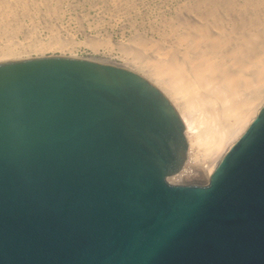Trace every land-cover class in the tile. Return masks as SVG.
Instances as JSON below:
<instances>
[{
	"label": "water",
	"instance_id": "water-1",
	"mask_svg": "<svg viewBox=\"0 0 264 264\" xmlns=\"http://www.w3.org/2000/svg\"><path fill=\"white\" fill-rule=\"evenodd\" d=\"M184 125L92 58L0 63V264H264V105L204 185Z\"/></svg>",
	"mask_w": 264,
	"mask_h": 264
},
{
	"label": "bare ground",
	"instance_id": "bare-ground-1",
	"mask_svg": "<svg viewBox=\"0 0 264 264\" xmlns=\"http://www.w3.org/2000/svg\"><path fill=\"white\" fill-rule=\"evenodd\" d=\"M65 1L0 0V63L49 50L75 57L71 29L59 20ZM138 1L105 0L108 21L124 19L132 29L124 41L88 34L81 14L77 26L87 47L116 50L122 63L98 60L139 75L172 105L187 143L184 166L172 179L203 185L264 105V0H183L147 26L132 16Z\"/></svg>",
	"mask_w": 264,
	"mask_h": 264
},
{
	"label": "rangeland",
	"instance_id": "rangeland-1",
	"mask_svg": "<svg viewBox=\"0 0 264 264\" xmlns=\"http://www.w3.org/2000/svg\"><path fill=\"white\" fill-rule=\"evenodd\" d=\"M182 1L183 0H139L138 1L139 5L137 4V8L139 11L136 8L135 11L136 10L137 11H136V13L134 11V13H132V16L133 17L135 16L136 22L142 21L144 23V25L147 26V24H149L150 22H153L157 18V16L161 13L164 15L172 14L174 11L173 8H176ZM64 3H65L63 5L64 9L62 10V13H61L62 17H60L59 20H60V23L63 27H65L69 30L71 29L70 32H71V35H73V41L76 42V45H74V47H72L71 53L76 58H92V59L95 58L97 60L105 58V59L115 61L117 63H122V60H121V58H119V55L117 54L116 50H112V51L106 50V52L103 54V52L97 53V52H94L90 47H87V45L85 44V41H84L85 35L79 30V28L77 26L78 24L76 21H77V18L79 17V15L81 14L84 18L86 31L89 32L88 34H90L92 36H95V34H97V33H99L100 35H102V34L107 35L108 34L111 41H124V40L128 39L130 37V35H132V29L129 28L128 24H126V21L124 19L119 20V19H115V18H111V20L108 21V18H109V17H107L108 14H106V12H104L105 0H93V1L92 0H67ZM102 3H103V5H102ZM96 5H97V7H96ZM100 6L102 9L100 8ZM70 8H72V9H70ZM90 8H92V9H90ZM135 14L137 15V17ZM99 16L105 17V19L107 20L108 23L107 22H105V23L99 22V20L101 18ZM107 25H109V26H107ZM88 27L89 28L91 27V28L89 29ZM123 29H125V30H123ZM104 32H106V33H104ZM64 52L66 54H68L67 50ZM60 54H61V50L60 51L55 50L53 52L49 50L46 52V54L43 57L59 56ZM33 58H37V57L33 56ZM169 179H168V182H170L171 184L190 185V183L183 182L182 180L174 181L172 179V177ZM204 184H206V183H204ZM194 185H198V184H194Z\"/></svg>",
	"mask_w": 264,
	"mask_h": 264
}]
</instances>
